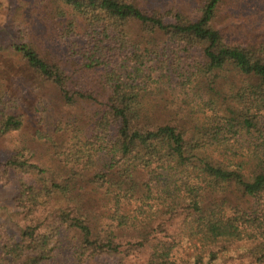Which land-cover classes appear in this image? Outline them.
Returning a JSON list of instances; mask_svg holds the SVG:
<instances>
[{
    "label": "trees",
    "instance_id": "1",
    "mask_svg": "<svg viewBox=\"0 0 264 264\" xmlns=\"http://www.w3.org/2000/svg\"><path fill=\"white\" fill-rule=\"evenodd\" d=\"M52 1L65 59L22 36L7 49L66 106H97L58 143L44 137L59 162L49 176L23 147L3 164V178L36 176L19 181L18 234L0 224V262L51 261L71 231L78 263L148 247L144 264L181 263V248L184 264H264V43L213 26L222 0L190 15L135 0ZM23 121L0 89V134Z\"/></svg>",
    "mask_w": 264,
    "mask_h": 264
},
{
    "label": "rangeland",
    "instance_id": "2",
    "mask_svg": "<svg viewBox=\"0 0 264 264\" xmlns=\"http://www.w3.org/2000/svg\"><path fill=\"white\" fill-rule=\"evenodd\" d=\"M135 2L144 8L163 9L172 6L190 15L194 14L202 0ZM56 9L52 0H0V89L6 98L16 100L17 110L24 120L18 131L0 134V224H3L7 233L14 235L18 234L24 224L15 206L19 181H34L36 172L23 173L18 169H10L3 178V164L18 147H23L28 162L37 164L41 169L47 168L45 175L49 176V170L59 162L51 156L53 148L44 137H51L52 141L58 143L77 124L84 123L97 106L83 101L74 106H66L55 87L39 84L25 62L7 49L15 37L22 36L32 40L49 58L64 60L68 53L63 43L55 38L60 26L55 17ZM213 26L227 38L244 44L264 43V0H222L216 9ZM64 65L70 71L74 69L72 64ZM76 74L87 76L79 70ZM155 103L162 111L161 102ZM74 242L73 232L62 234V242L56 254L51 261L42 264H144L149 252L148 247H143L116 257H94L78 263L72 253ZM126 248L125 244L121 246L123 250ZM180 253L181 263L177 260V264H184L183 248L178 251V256ZM245 261V258H234L228 264H242ZM0 264L5 263L3 261Z\"/></svg>",
    "mask_w": 264,
    "mask_h": 264
}]
</instances>
